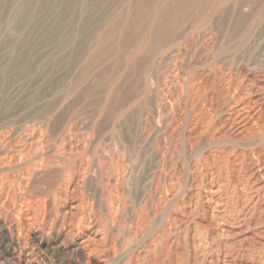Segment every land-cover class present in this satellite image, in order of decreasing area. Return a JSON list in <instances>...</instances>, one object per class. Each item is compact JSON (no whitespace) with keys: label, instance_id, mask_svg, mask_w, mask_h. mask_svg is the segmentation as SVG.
<instances>
[{"label":"rangeland","instance_id":"1","mask_svg":"<svg viewBox=\"0 0 264 264\" xmlns=\"http://www.w3.org/2000/svg\"><path fill=\"white\" fill-rule=\"evenodd\" d=\"M0 264H264V0H0Z\"/></svg>","mask_w":264,"mask_h":264}]
</instances>
